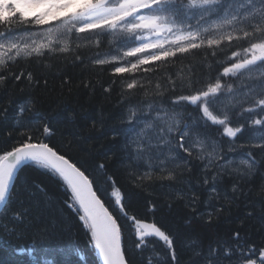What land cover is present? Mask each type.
Listing matches in <instances>:
<instances>
[{
  "label": "snow or ice",
  "instance_id": "obj_1",
  "mask_svg": "<svg viewBox=\"0 0 264 264\" xmlns=\"http://www.w3.org/2000/svg\"><path fill=\"white\" fill-rule=\"evenodd\" d=\"M26 7L27 11H16L11 0L4 5L8 15L0 19V86L22 78L33 82L31 73L16 72L20 61L42 57L57 48L67 52L68 41L78 39L77 34L97 44L118 35L119 46L126 50L117 51L111 59L96 58L95 62H115L111 69L114 76L130 74L117 87L120 98L127 97V104H131L122 147L126 160L161 173L168 180H175L181 161L188 170L193 159L208 160L200 178L215 193L217 183L225 176L243 179L255 160L250 155L241 161L247 165L241 173L239 167H230V158L222 153H209L206 157L204 149L213 147L212 129L228 138L230 151L239 145L249 154L258 151L264 155V78L255 92L251 84L238 83L256 69L264 70V0H27ZM234 40L240 50L232 48ZM224 41L228 42L225 47L231 49L230 57L228 51L219 47ZM192 50H211L215 74L210 69L207 79L187 81L177 77L169 88H182L187 94L181 92L175 99H144L150 86L134 74L150 73L155 77L161 65H171L174 59H182ZM220 57L225 59L217 63ZM112 87L110 82L105 92L110 93ZM154 91L161 89L157 86ZM136 94L141 99L133 101ZM187 106L195 111V120L179 111ZM24 112V108H18L17 118ZM245 116L248 120L239 123ZM246 128L253 135L241 141ZM55 134L50 122L36 128L28 124L11 147L0 149V232L17 240L28 235L37 241L66 235L46 229L34 235L28 233L31 197L35 191H46L41 185L27 193L18 187L21 171L31 167L55 176L70 192V203H64L75 210L87 243L98 252L102 264H153V257L135 258L145 250L156 253L155 264H182L179 237L157 223L129 216L121 187L114 174H108L106 165L97 163L90 169L81 164L53 143ZM95 171L107 179V194L100 193ZM238 187L233 185L232 191ZM151 210H155L154 206ZM129 221L135 237L131 251L125 240V222ZM233 239L235 243L225 241L222 249L209 244L201 264H222L223 260L264 264V245L248 246L239 233ZM72 252L66 249L65 255Z\"/></svg>",
  "mask_w": 264,
  "mask_h": 264
},
{
  "label": "trees",
  "instance_id": "obj_2",
  "mask_svg": "<svg viewBox=\"0 0 264 264\" xmlns=\"http://www.w3.org/2000/svg\"><path fill=\"white\" fill-rule=\"evenodd\" d=\"M8 2L0 0V19L8 15L4 10ZM11 2L16 11H23L14 0ZM77 37L68 41L67 52H60L57 48L42 57L20 61L16 72L31 73L33 82L22 78L17 83L9 82L7 86H0V149L11 147L24 131L25 125L36 128L42 127L46 121L50 122L56 130L52 139L58 148L90 169L97 163H103L108 174H114L124 194L129 216L135 215L142 221L157 223L179 237L184 255L182 264H201L202 254L209 244L222 249L225 241L235 243V233H239L248 246L264 245V155L258 151L249 154L239 145L237 150L230 151L228 138L212 129L213 147L204 149L206 157L209 153H222L230 158V167H239L241 173L247 168L241 161L249 159L250 155L255 160L250 173L245 174L243 179L225 176L217 183L215 193L211 191V185H204L200 178L203 165L208 160L193 159L188 170H185L184 162L181 161L176 168L175 180H168L161 173L151 172L126 160L122 147L127 128L126 116L131 104H127V97L123 100L120 98L117 87L130 74L114 76L111 69L115 62L107 65L95 62L96 58H106L126 49L119 46L118 35L109 36L107 42L101 40L99 44L94 40H84L82 34H77ZM227 44L224 41L219 47L228 51L230 57L231 49L225 47ZM232 48L240 50L237 41L232 42ZM209 52L211 50H192L191 53L183 54L184 58L174 59L171 65H161L155 77L150 73H135L136 78L150 86L143 98L155 97L168 101L169 97L175 99V95L181 92L187 94L182 88L173 91L169 85L177 77L187 81L201 77L207 79L210 69L215 74ZM224 59L220 57L216 62ZM148 67L152 68L151 65ZM262 71L256 69L238 83L241 86L251 84L254 92L258 91L259 81L264 78L261 76ZM110 82L113 87L108 93L104 89L109 87ZM157 86L161 91H154ZM132 99L139 100L141 96L136 94ZM18 108L25 109L19 118ZM179 111L196 119L191 106ZM247 120L245 116L239 123ZM251 135L253 133L246 128L240 140L246 141ZM94 175L100 185V193L107 194L109 184L104 174L95 171ZM36 185H41L46 191H35L31 197L33 210L26 225L28 233L34 235L46 229L66 235L61 239L37 241L28 235L23 240H17L0 232V261L3 264H102L98 252L88 245L75 210L64 203L66 200L70 203V192L55 176L31 167L23 169L18 187L27 193L35 189ZM233 185H239L235 192L232 191ZM106 203L109 201L106 200ZM152 206L154 211L151 210ZM68 235L73 238L69 240ZM134 239L130 221L125 222V240L129 251L133 248ZM66 249H72V254L65 255ZM80 256H83L82 260ZM144 256L153 257V264L158 259L156 253L149 250L135 258L139 260ZM222 264H236V261L223 260Z\"/></svg>",
  "mask_w": 264,
  "mask_h": 264
},
{
  "label": "rangeland",
  "instance_id": "obj_3",
  "mask_svg": "<svg viewBox=\"0 0 264 264\" xmlns=\"http://www.w3.org/2000/svg\"><path fill=\"white\" fill-rule=\"evenodd\" d=\"M14 1H15V3H17L23 9V11H27V7H26L27 0H14ZM105 57L111 59V55H108V56H105Z\"/></svg>",
  "mask_w": 264,
  "mask_h": 264
},
{
  "label": "bare ground",
  "instance_id": "obj_4",
  "mask_svg": "<svg viewBox=\"0 0 264 264\" xmlns=\"http://www.w3.org/2000/svg\"><path fill=\"white\" fill-rule=\"evenodd\" d=\"M195 120V119H194ZM129 248V247H128Z\"/></svg>",
  "mask_w": 264,
  "mask_h": 264
}]
</instances>
